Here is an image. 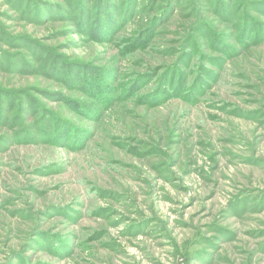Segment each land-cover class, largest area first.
Returning a JSON list of instances; mask_svg holds the SVG:
<instances>
[{"label":"rangeland","instance_id":"374dc122","mask_svg":"<svg viewBox=\"0 0 264 264\" xmlns=\"http://www.w3.org/2000/svg\"><path fill=\"white\" fill-rule=\"evenodd\" d=\"M264 264V0H0V264Z\"/></svg>","mask_w":264,"mask_h":264},{"label":"built area","instance_id":"2783aa9c","mask_svg":"<svg viewBox=\"0 0 264 264\" xmlns=\"http://www.w3.org/2000/svg\"><path fill=\"white\" fill-rule=\"evenodd\" d=\"M173 264H180V263H178V262H175V263H173Z\"/></svg>","mask_w":264,"mask_h":264}]
</instances>
